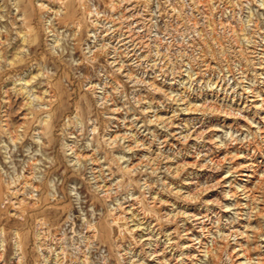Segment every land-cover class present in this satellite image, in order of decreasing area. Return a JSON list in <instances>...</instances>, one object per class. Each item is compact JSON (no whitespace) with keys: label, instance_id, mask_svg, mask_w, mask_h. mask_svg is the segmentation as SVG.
<instances>
[{"label":"rangeland","instance_id":"374dc122","mask_svg":"<svg viewBox=\"0 0 264 264\" xmlns=\"http://www.w3.org/2000/svg\"><path fill=\"white\" fill-rule=\"evenodd\" d=\"M0 264H264V0H0Z\"/></svg>","mask_w":264,"mask_h":264},{"label":"bare ground","instance_id":"6f19581e","mask_svg":"<svg viewBox=\"0 0 264 264\" xmlns=\"http://www.w3.org/2000/svg\"><path fill=\"white\" fill-rule=\"evenodd\" d=\"M7 124H9V123H7ZM14 138H15V137H14ZM255 172H256V171H255ZM40 236H41V234H40ZM41 237H42V236H41ZM38 238H39V237H38ZM17 243H18V242H17ZM18 246H19V245H18ZM58 257H59V256H58ZM56 259H59V258L56 257ZM60 260H61V259H60Z\"/></svg>","mask_w":264,"mask_h":264}]
</instances>
